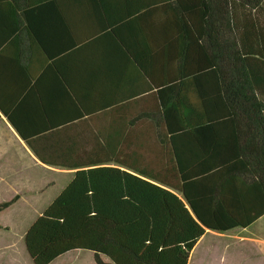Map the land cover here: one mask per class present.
<instances>
[{
	"label": "trees",
	"instance_id": "obj_1",
	"mask_svg": "<svg viewBox=\"0 0 264 264\" xmlns=\"http://www.w3.org/2000/svg\"><path fill=\"white\" fill-rule=\"evenodd\" d=\"M1 61L0 115L73 172L32 264H188L264 216V0H0Z\"/></svg>",
	"mask_w": 264,
	"mask_h": 264
},
{
	"label": "rangeland",
	"instance_id": "obj_2",
	"mask_svg": "<svg viewBox=\"0 0 264 264\" xmlns=\"http://www.w3.org/2000/svg\"><path fill=\"white\" fill-rule=\"evenodd\" d=\"M47 179L48 182L54 183V187L45 188L44 198L34 189L32 192H24V189H27L24 185L16 189L12 188V193L5 189V196L0 197L9 204L0 211V264H32L25 251L23 235L49 205L56 189L57 191L62 189H58L61 180L58 181L51 175H48ZM5 203L1 201L0 205ZM206 234L191 253L189 264H264V216L244 230L235 229L225 234L214 232H206ZM55 264H94V262L90 252L76 251Z\"/></svg>",
	"mask_w": 264,
	"mask_h": 264
},
{
	"label": "crops",
	"instance_id": "obj_3",
	"mask_svg": "<svg viewBox=\"0 0 264 264\" xmlns=\"http://www.w3.org/2000/svg\"><path fill=\"white\" fill-rule=\"evenodd\" d=\"M0 63L5 65L3 61ZM48 175H51V177L56 178L58 181L61 180L58 189H62L59 191L56 189L53 193L54 195L50 199L52 201L72 179L73 172L47 167L38 163L29 149L18 138L6 119L0 115V197L5 196V189L12 193V188L16 189L24 185L25 187H23L27 188L24 189V192H32L34 189L40 197L44 198L46 195L45 188L54 185L53 182H48ZM0 199L2 203L7 202L2 198ZM45 201H48V199H45ZM206 235L205 233L198 243L201 242ZM67 255L55 260L51 264H55ZM190 256L188 264L190 263Z\"/></svg>",
	"mask_w": 264,
	"mask_h": 264
}]
</instances>
